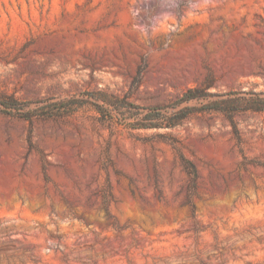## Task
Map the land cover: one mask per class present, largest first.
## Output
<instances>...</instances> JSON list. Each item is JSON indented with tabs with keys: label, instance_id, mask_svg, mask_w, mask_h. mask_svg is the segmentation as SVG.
<instances>
[{
	"label": "rangeland",
	"instance_id": "rangeland-1",
	"mask_svg": "<svg viewBox=\"0 0 264 264\" xmlns=\"http://www.w3.org/2000/svg\"><path fill=\"white\" fill-rule=\"evenodd\" d=\"M194 88L215 96L165 115L264 94V0H0V101L32 115L0 110V264H264V111L133 129L82 96ZM70 98L88 103L42 115Z\"/></svg>",
	"mask_w": 264,
	"mask_h": 264
},
{
	"label": "trees",
	"instance_id": "trees-1",
	"mask_svg": "<svg viewBox=\"0 0 264 264\" xmlns=\"http://www.w3.org/2000/svg\"><path fill=\"white\" fill-rule=\"evenodd\" d=\"M231 94L235 93H226L224 95L229 96ZM82 96H87L88 98H92L95 101H100L102 104H93L95 110L102 115L110 116V112L112 110L117 109H132L134 112H126L129 116L134 118V122H123L122 124L133 129H147V128H160V127H167L171 128L179 124V122L183 119H185L187 115H181L182 113H185L186 111H218L223 112L226 114L227 118L232 123V114L239 110H252V111H264V94L261 95H254V98L244 99L242 98V102L238 103V105L234 106H223V103L227 101V99H220L217 101H210L207 104L203 105L202 107L195 109L194 107H188L185 106L181 108L180 110L174 112L171 117H168L165 115V112L168 108H175L180 104L183 103H189L190 101H200L204 100L205 98L209 96H215V95H209L205 93L200 88H194V89H188L186 90L181 97L173 102L172 104L164 107H154V108H140L134 105H130L129 103H118V100L116 98L110 97L109 99L107 97H104L101 93H83ZM220 96V95H218ZM240 102V101H239ZM43 103L37 102V104ZM80 103H88V101L85 99H75L70 98L68 100H61V101H55L53 103H50L48 106H42V110H47L46 112L42 113L43 116H52L56 113H67L74 110V108H78ZM240 104V105H239ZM27 103H22L17 100H14L12 98L1 100L0 101V110L2 113L11 115H17L18 117L29 121L32 118L31 111H27L25 109ZM105 106V107H104ZM113 109H111V108ZM128 107V108H127ZM147 110V113L140 117L143 111ZM122 115L125 113L123 111H120ZM125 118V117H123ZM124 120V119H123ZM182 165L184 166V169L189 176L190 181L195 184L197 181V171L196 169L188 162L185 161L183 158ZM106 200H103V205L105 209V216L107 218L110 217L107 209H106ZM68 208L72 210L71 205H68ZM194 210V206L191 205V211ZM112 225H114L112 223Z\"/></svg>",
	"mask_w": 264,
	"mask_h": 264
}]
</instances>
